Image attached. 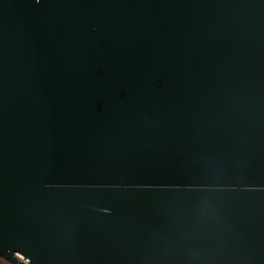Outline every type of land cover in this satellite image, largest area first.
I'll use <instances>...</instances> for the list:
<instances>
[{
	"label": "water",
	"instance_id": "1",
	"mask_svg": "<svg viewBox=\"0 0 264 264\" xmlns=\"http://www.w3.org/2000/svg\"><path fill=\"white\" fill-rule=\"evenodd\" d=\"M0 256L264 264V0H0Z\"/></svg>",
	"mask_w": 264,
	"mask_h": 264
},
{
	"label": "built area",
	"instance_id": "2",
	"mask_svg": "<svg viewBox=\"0 0 264 264\" xmlns=\"http://www.w3.org/2000/svg\"><path fill=\"white\" fill-rule=\"evenodd\" d=\"M0 264H17L0 256Z\"/></svg>",
	"mask_w": 264,
	"mask_h": 264
}]
</instances>
